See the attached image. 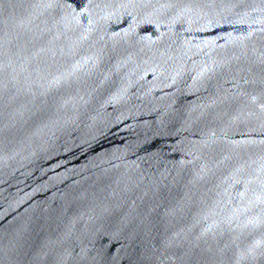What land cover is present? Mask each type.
I'll return each mask as SVG.
<instances>
[{"label": "water", "instance_id": "water-1", "mask_svg": "<svg viewBox=\"0 0 264 264\" xmlns=\"http://www.w3.org/2000/svg\"><path fill=\"white\" fill-rule=\"evenodd\" d=\"M0 264H264V0H0Z\"/></svg>", "mask_w": 264, "mask_h": 264}]
</instances>
